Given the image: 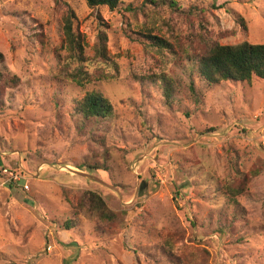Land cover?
I'll return each mask as SVG.
<instances>
[{"label":"rangeland","instance_id":"obj_1","mask_svg":"<svg viewBox=\"0 0 264 264\" xmlns=\"http://www.w3.org/2000/svg\"><path fill=\"white\" fill-rule=\"evenodd\" d=\"M121 1L125 8L144 0ZM176 1L220 6L205 18L214 32H235L223 45L264 44V0ZM70 9L88 56L97 27L109 32L116 78L86 88L58 78ZM124 13L85 0H0L2 67L22 82L0 100V176L4 169L30 176L28 192L0 187V264H264V80L197 82L205 96L199 109L188 100L168 109L155 85L131 76L152 61L124 35ZM92 90L110 100L112 120L72 115ZM97 155H108V171L89 170ZM259 159L262 172L247 191L235 201L219 194L222 180ZM84 191L99 193L120 224L109 230L86 211L65 230L74 218L69 200Z\"/></svg>","mask_w":264,"mask_h":264},{"label":"trees","instance_id":"obj_2","mask_svg":"<svg viewBox=\"0 0 264 264\" xmlns=\"http://www.w3.org/2000/svg\"><path fill=\"white\" fill-rule=\"evenodd\" d=\"M85 1L91 9L107 7L112 12L124 10L123 16L127 17L123 26L124 35L142 46L152 61L149 69L142 75L134 72L131 76L134 81L143 85H155L161 91L163 104L168 109L180 105L185 100L199 109L205 96L198 88L197 82L211 88L225 82L250 84L254 78L264 80V44H252L244 40L235 45H223L222 40L235 35V32H214L209 28L210 23L205 17L220 7L215 3L207 8L193 4L184 8L176 0H144L137 6L131 3L123 8L124 3L121 0ZM166 11L169 16L166 19H158ZM75 14L76 12L70 9L62 19V49L65 53L58 59L56 75L59 79L72 82L81 88L104 79L108 80L110 76L116 78L119 64L108 50L109 32L97 27L94 55L88 56L86 37L75 25ZM95 16L98 17L96 20H101L100 14ZM236 22L247 32L243 19L239 18ZM167 59L170 61L167 62ZM4 62L5 56L0 52L1 102L8 90L19 88L22 83L17 75L5 71V67H2ZM167 64L173 65V71L176 72L174 77L169 75L170 68L168 69ZM185 113L189 118L190 112ZM72 115L82 116L86 122L101 119L110 121L115 115V109L102 92L92 90L81 101L76 102ZM107 159L108 155H97L87 167L92 171H108ZM258 161L243 175L237 172L229 174L222 180L219 194L229 201H235L247 191L249 184L262 172L263 160ZM76 198V201L68 199L74 218L62 224L65 230L78 227V216L86 211L98 215L101 222H107L109 230L120 224L118 213L107 205L99 193L84 191Z\"/></svg>","mask_w":264,"mask_h":264},{"label":"built area","instance_id":"obj_3","mask_svg":"<svg viewBox=\"0 0 264 264\" xmlns=\"http://www.w3.org/2000/svg\"><path fill=\"white\" fill-rule=\"evenodd\" d=\"M43 167L38 168V174H41ZM28 177H30L25 171L21 170V172L9 171L8 169H4L0 176V187L9 186L16 187L23 191H29Z\"/></svg>","mask_w":264,"mask_h":264}]
</instances>
